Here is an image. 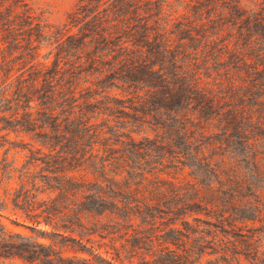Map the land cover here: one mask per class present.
Here are the masks:
<instances>
[{
  "label": "trees",
  "instance_id": "16d2710c",
  "mask_svg": "<svg viewBox=\"0 0 264 264\" xmlns=\"http://www.w3.org/2000/svg\"><path fill=\"white\" fill-rule=\"evenodd\" d=\"M49 28L0 0V208L36 235L0 222V264H264V0H76Z\"/></svg>",
  "mask_w": 264,
  "mask_h": 264
},
{
  "label": "rangeland",
  "instance_id": "374dc122",
  "mask_svg": "<svg viewBox=\"0 0 264 264\" xmlns=\"http://www.w3.org/2000/svg\"><path fill=\"white\" fill-rule=\"evenodd\" d=\"M32 6L36 13H41L42 18L47 26H49L50 33L55 32L57 29L61 28L65 22L67 14L73 9L76 0H31ZM9 138L15 142H19L20 139H16L13 135ZM24 142L28 143V138H24ZM10 146H5L0 150V155L9 148ZM28 155V149L22 145L17 148H12L9 151L8 157L10 160L14 161L16 165H20L25 156ZM164 177H167L166 175ZM169 177H173L177 180H183L187 177L186 172L173 174L170 173ZM0 222L11 232L18 233L24 236H36L28 229V223L23 220L19 213H16L7 208L5 210L0 208ZM41 242L49 243L48 240H43L39 238ZM107 242V241H106ZM93 246L94 254H100L106 259H111L114 257L113 251L108 247L103 246V240L100 241L99 237H94L91 242ZM108 252V253H106ZM16 264H22L16 262ZM130 264V263H126ZM132 264H137L134 261Z\"/></svg>",
  "mask_w": 264,
  "mask_h": 264
}]
</instances>
